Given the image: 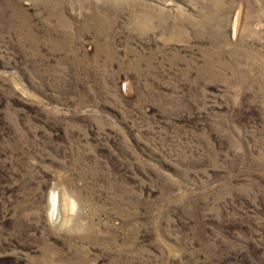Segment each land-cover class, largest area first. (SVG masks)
Returning <instances> with one entry per match:
<instances>
[{
    "label": "rangeland",
    "instance_id": "rangeland-1",
    "mask_svg": "<svg viewBox=\"0 0 264 264\" xmlns=\"http://www.w3.org/2000/svg\"><path fill=\"white\" fill-rule=\"evenodd\" d=\"M0 264H264V0H0Z\"/></svg>",
    "mask_w": 264,
    "mask_h": 264
},
{
    "label": "bare ground",
    "instance_id": "bare-ground-1",
    "mask_svg": "<svg viewBox=\"0 0 264 264\" xmlns=\"http://www.w3.org/2000/svg\"><path fill=\"white\" fill-rule=\"evenodd\" d=\"M52 206H53V208H52L51 215L54 218L56 215V212L60 211V207H61V206H59V208H58V200H57L55 193H53V195H52Z\"/></svg>",
    "mask_w": 264,
    "mask_h": 264
}]
</instances>
